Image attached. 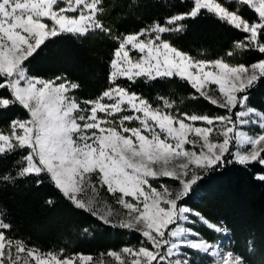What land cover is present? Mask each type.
<instances>
[{
    "label": "snow or ice",
    "instance_id": "snow-or-ice-1",
    "mask_svg": "<svg viewBox=\"0 0 264 264\" xmlns=\"http://www.w3.org/2000/svg\"><path fill=\"white\" fill-rule=\"evenodd\" d=\"M241 6L255 18L242 15ZM106 13L104 0H0V119L7 123L6 131L0 129V160L19 157L15 174L0 173V185L25 177L37 186L50 183L73 207L137 233L141 246L109 250L99 260L63 250L41 253L6 234L12 224L0 208V264H105V256L117 264H189L180 258L184 248L219 256V264H243L242 257L221 253L216 242L184 226L195 217L214 231H228L190 208L186 198L206 175L233 162L245 169L257 166L254 179L264 183V111L250 101L252 90L264 82V0H190L187 11L119 36L103 22ZM204 13L241 33L235 47L258 59L249 64L196 59L165 36L183 32V21ZM61 34L80 40L102 34L117 41L110 86L96 99L78 102L70 93L79 84L29 73L25 62ZM173 78L183 80L194 99L203 98L223 114L174 113L163 98V109L153 107L129 87L138 79ZM13 107L29 118L6 119ZM161 178L174 181L177 190ZM101 189L127 210V220L113 223L99 211Z\"/></svg>",
    "mask_w": 264,
    "mask_h": 264
},
{
    "label": "trees",
    "instance_id": "trees-1",
    "mask_svg": "<svg viewBox=\"0 0 264 264\" xmlns=\"http://www.w3.org/2000/svg\"><path fill=\"white\" fill-rule=\"evenodd\" d=\"M189 5L190 0L184 3L181 0H135V3L104 0L107 13L103 22L119 36L137 32L153 21L163 23L168 16L187 11ZM241 14L249 18L256 15L246 6H241ZM182 23L186 25L183 32L165 36L175 47L196 59H224L230 64H249L258 59L256 53H245L235 47L234 42L243 38L241 33L210 14ZM116 46L117 41L102 34L82 40L72 34H61L47 40L25 63L31 75L52 80L62 77L79 84L71 93L78 102L94 100L110 86L109 64ZM229 51L232 56L226 55ZM119 82L129 86L124 80ZM129 87L155 107L164 108L159 98L167 99L174 113L223 114L203 98L194 99L193 90L181 79L148 83L138 79ZM250 101L252 106L264 109V82L252 90ZM27 117L25 110L13 107L6 119ZM0 129L7 130L3 119H0ZM18 158L0 160V173L15 174ZM257 170V166L245 169L229 163L206 175L186 198L190 208L202 212L210 222L223 223L228 231H214L195 217L188 225L201 238L219 243L224 252L242 257L243 264H264V183L254 179ZM49 200L54 203H47ZM0 208L7 213L5 222L12 224L6 234L41 253L63 250L64 255L79 252L95 257L109 250L140 245V236L134 231L103 223L96 216L73 207L50 183L37 186L31 177L18 179L15 185H0ZM190 252L194 255L192 258L202 256L199 251L191 249ZM199 261L209 264L210 258L205 255Z\"/></svg>",
    "mask_w": 264,
    "mask_h": 264
},
{
    "label": "rangeland",
    "instance_id": "rangeland-1",
    "mask_svg": "<svg viewBox=\"0 0 264 264\" xmlns=\"http://www.w3.org/2000/svg\"><path fill=\"white\" fill-rule=\"evenodd\" d=\"M138 32V31H137ZM133 33H135V32H133ZM186 53V52H185ZM113 54V53H112ZM60 56H63L62 54L60 55ZM111 59H112V57H111ZM111 59H110V61H111ZM203 60V59H202ZM206 61H211V60H206ZM39 77V76H38ZM41 78V77H40ZM44 79V78H43ZM46 80H52V79H46ZM71 94V93H70ZM209 95H211L213 98H217V99H219V96H218V93L217 92H215V91H210L209 92ZM154 107V106H153ZM162 108V107H161ZM258 108V107H257ZM163 109V108H162ZM262 111H264V109H262V108H260ZM125 114H128V113H125ZM101 115H103V114H101ZM29 117H27L26 119H28ZM132 126H136V122L135 121H133L132 122ZM197 126H200L199 125V122H198V124H197ZM186 148H190V146H188V145H186L185 146ZM176 163H178V161L176 162ZM235 163V162H234ZM158 167V166H157ZM162 179V181H160L161 183H163V184H168V185H171L172 186V190L173 191H175V190H177V185L175 184V182L174 181H172V180H169V179H167V178H161ZM163 179H165V180H163ZM95 182V180H94V178L92 179V180H90L89 181V183H94ZM98 199H99V204H98V209H99V211L102 213V214H104L110 221H112L113 223H119L120 221H122V220H127L129 217H128V215H127V210L126 209H124L121 205H118L116 202H115V199L112 197V196H110L107 192H105L104 191V189H101L100 191H99V196H98ZM188 223H192V222H185V224H184V226L186 227V228H188V229H192L189 225H188ZM212 224H215V223H213V222H211ZM208 225V224H207ZM209 226V225H208ZM210 227V226H209ZM212 228V227H211ZM193 230V229H192ZM193 232H195V233H197L195 230H193ZM194 238V237H193ZM212 242H214V241H212ZM217 243V242H216ZM217 245H218V247H219V250H220V252L221 253H224L223 252V249H220V246H219V243H217ZM141 246V244L139 245V246H137V247H135V248H138V247H140ZM29 249H33V248H31V247H28ZM192 248H184V249H182V251H181V256H180V258H182V259H187L188 260V262H189V264H202V261H199L198 262V260H201V259H205V255H206V257H209L210 258V263L209 264H219V259H220V257L219 256H217V257H213L212 255H210L209 253H207V252H203V251H199L201 254H202V256L201 257H199V258H196V257H194V258H192V256H194L191 252H190V250H191ZM193 250H195V249H193ZM121 251V250H120ZM120 251H116V252H120ZM196 251H198V250H196ZM46 253V252H45ZM53 253H59V251L58 252H53ZM107 253V252H106ZM95 259H97V260H99L100 259V255H98V256H95L94 257ZM103 259H104V261H105V264H117V262H115L114 260H112V259H110V258H108L107 256H105V257H103ZM30 264H31V262H30Z\"/></svg>",
    "mask_w": 264,
    "mask_h": 264
}]
</instances>
